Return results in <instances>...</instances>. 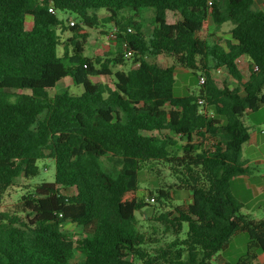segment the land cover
Listing matches in <instances>:
<instances>
[{"label":"trees","instance_id":"trees-1","mask_svg":"<svg viewBox=\"0 0 264 264\" xmlns=\"http://www.w3.org/2000/svg\"><path fill=\"white\" fill-rule=\"evenodd\" d=\"M255 3L0 0V199L19 177H36L39 161L56 167L53 182L24 195L21 215L0 211V264H72L76 252L79 264H226L220 253L239 234L248 243L237 264L264 252V218L243 214L231 191L234 178L251 174L243 116L264 105V11ZM145 9L153 11L148 35L135 20ZM125 10L132 14L113 19ZM61 12L78 20L67 26ZM168 13L181 18L168 23ZM107 24L116 29V49L85 56L90 30L107 35ZM227 24L231 40L211 41ZM159 56L203 74L199 93L176 97V66L148 60ZM242 56L251 63L246 81L237 64ZM221 68L235 87L217 84L213 72ZM66 78L83 93L51 96ZM147 162L163 163L176 177L156 193L172 209L150 217L172 232L165 246L138 229L136 213L150 206L139 197ZM172 190L190 192L192 202L174 205Z\"/></svg>","mask_w":264,"mask_h":264},{"label":"rangeland","instance_id":"rangeland-1","mask_svg":"<svg viewBox=\"0 0 264 264\" xmlns=\"http://www.w3.org/2000/svg\"><path fill=\"white\" fill-rule=\"evenodd\" d=\"M255 9L264 11V0H255ZM132 14L129 10H125L119 13L114 20L120 19L123 16H129ZM99 17L106 18L107 13L104 11L98 12ZM60 19L68 20L66 25L69 26L71 21L76 22L78 20L77 16L69 12H61L58 14ZM153 16V11L151 9H145L140 12V17L142 20L136 19L143 23V31L148 35L151 31L150 19ZM180 15L178 13H168L167 21L168 23H175L180 20ZM76 19V20H75ZM32 20L31 16L26 17V23L28 24ZM71 26V25H70ZM106 29L112 28L111 24L105 25ZM233 27L231 24L224 25L223 32L217 33L215 37L211 38V41H217L222 46H225L226 41L231 40L230 29ZM100 30H90V38L85 48V56L96 58L103 57L107 53L108 49L114 51L116 49V39L110 37H105V35L99 32ZM61 33V31H60ZM62 40H67L71 37L69 31L61 34ZM98 38V39H97ZM64 47L61 46L58 50L59 55H63ZM151 62H156L162 66H168L172 64L173 60L167 59L163 56L157 58H148ZM133 59H128L127 65L124 67L125 70L130 68ZM172 61V62H171ZM175 65V64H174ZM176 66V65H175ZM244 80H247L250 68L246 65H242L239 69ZM175 86L174 95L176 97H184L190 94L197 95L201 90V85L199 84V76L201 74L199 71L193 72L192 70L184 69L182 67L175 68ZM213 76L217 84L222 87L227 84L229 87H235L236 83L230 78L226 70L219 69L213 72ZM92 82H107L111 85L114 83V78H100L92 77ZM68 91L70 94L79 96L83 93L84 89L82 86L75 85L70 78H66L59 82L53 90H49V94L52 96L57 93ZM244 124L249 128V133L256 135L258 138V147H247L243 146L242 154L245 160H252L254 156L264 157V105H262L257 111L247 112L243 116ZM212 138H207V146L209 147L212 143ZM38 167L40 169L39 174L33 178H25L24 176L16 179L13 186H11L7 192L0 199V211H9L11 213L22 214V204L23 197L25 194L31 192L34 187L44 183L53 182L55 180V162L51 159L41 160L38 162ZM144 175L139 177L140 189L139 197L150 206H146L142 210L136 213L138 219V229L142 233H146L147 236L151 237L155 235L158 239L156 247L165 246L167 243L174 240V236L171 235V231H164L159 223L155 221H150V217H156L161 212H165L170 207L167 204L160 205L156 198L157 189H167L169 184L176 182V177L172 174V171L161 162H147L142 166ZM264 173V167H262L261 174ZM234 186L235 198L239 200L244 206L241 208L243 214L251 215L256 220H261L264 218V195L259 197L256 201H253L251 192H249L243 182L237 181ZM152 191L153 193H151ZM65 192V191H64ZM66 193L70 194L71 191L68 190ZM172 203L174 205L179 204H189L192 202V194L190 192H169ZM155 197V201L151 198ZM64 229L71 231L72 234L79 233V229L72 227L70 224H66ZM248 236L246 234H239L234 236L229 247L222 251L220 254L226 261V264H237V262L246 254L247 252ZM83 260V256L79 253H75V257L72 260V264H79ZM211 264H218L215 259ZM250 264H264V252H259L258 257L255 261Z\"/></svg>","mask_w":264,"mask_h":264},{"label":"crops","instance_id":"crops-1","mask_svg":"<svg viewBox=\"0 0 264 264\" xmlns=\"http://www.w3.org/2000/svg\"><path fill=\"white\" fill-rule=\"evenodd\" d=\"M223 28L224 27L221 28V31L219 33L223 32ZM113 30H115V28L113 26L109 30L106 29L107 35H105V37H109V34ZM111 51H112V49L107 50V52H111ZM167 59L172 60L171 58H167ZM237 64H238L239 69L242 65H246L249 68L251 67L250 60L246 56L240 57L237 60ZM158 65H160V64H158ZM160 66H162V65H160ZM169 66H174V61L172 62V64H170L168 66L165 65L163 67H169ZM176 67H180V66H176ZM221 69L225 70L224 68H221ZM226 73H227V71H226ZM244 81H246V80H244ZM244 146H247V147H254L255 146L257 148L258 147L257 136L250 134V140ZM247 162H248V166L250 168L251 174L234 178L231 182V191H232L233 196L235 197L234 189H236V187L234 186V184L237 181H241V182H243V185L245 186V188L249 192H251L252 197H253V201H256L259 197L264 195V173L261 174L262 167H264V157L254 156L252 158V160H247Z\"/></svg>","mask_w":264,"mask_h":264},{"label":"built area","instance_id":"built-area-1","mask_svg":"<svg viewBox=\"0 0 264 264\" xmlns=\"http://www.w3.org/2000/svg\"><path fill=\"white\" fill-rule=\"evenodd\" d=\"M70 25L73 26V25H74V21H71V22H70ZM128 31L131 32L132 30L129 29ZM109 37L112 38V39H116V29L113 30V31L109 34ZM132 55H133V53H132L131 51H127L126 54H125V56H126L127 58L131 57ZM205 80H206L205 76H202V75L199 76V84H200L201 86H203V85L205 84ZM199 103L201 104L202 101H199ZM151 200L154 201V200H155L154 197H152Z\"/></svg>","mask_w":264,"mask_h":264}]
</instances>
